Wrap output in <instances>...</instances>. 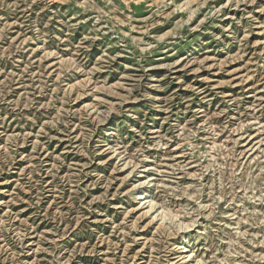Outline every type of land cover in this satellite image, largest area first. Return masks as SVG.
Segmentation results:
<instances>
[{"label":"rangeland","instance_id":"obj_1","mask_svg":"<svg viewBox=\"0 0 264 264\" xmlns=\"http://www.w3.org/2000/svg\"><path fill=\"white\" fill-rule=\"evenodd\" d=\"M0 264H264V0H0Z\"/></svg>","mask_w":264,"mask_h":264}]
</instances>
